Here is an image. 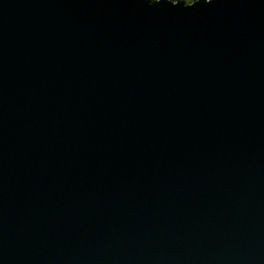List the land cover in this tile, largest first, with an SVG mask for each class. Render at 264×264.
I'll return each mask as SVG.
<instances>
[{
  "label": "water",
  "instance_id": "1",
  "mask_svg": "<svg viewBox=\"0 0 264 264\" xmlns=\"http://www.w3.org/2000/svg\"><path fill=\"white\" fill-rule=\"evenodd\" d=\"M0 264H264V0H0Z\"/></svg>",
  "mask_w": 264,
  "mask_h": 264
},
{
  "label": "snow or ice",
  "instance_id": "2",
  "mask_svg": "<svg viewBox=\"0 0 264 264\" xmlns=\"http://www.w3.org/2000/svg\"><path fill=\"white\" fill-rule=\"evenodd\" d=\"M146 2L148 3L149 6H152V5L160 3L161 0H158V2H156V3L151 2V0H146ZM201 2L204 3V0H172L171 3L169 2V0H167V3H169L170 5H172L174 7L180 6L182 4L185 8L194 7L195 5H197Z\"/></svg>",
  "mask_w": 264,
  "mask_h": 264
}]
</instances>
